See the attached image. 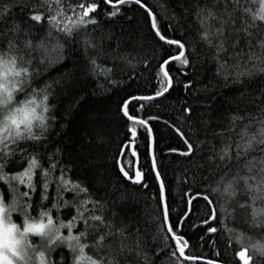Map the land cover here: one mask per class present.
Wrapping results in <instances>:
<instances>
[{"label":"snow or ice","instance_id":"snow-or-ice-1","mask_svg":"<svg viewBox=\"0 0 264 264\" xmlns=\"http://www.w3.org/2000/svg\"><path fill=\"white\" fill-rule=\"evenodd\" d=\"M103 2L115 7L114 11L106 10L105 15L116 17L121 12L116 6L124 0ZM135 3L146 9L159 54L142 61L145 69H150L151 86L125 90L120 95L117 114L123 124V133L117 149L119 155L114 159L122 176L135 185H143L145 192L150 184L147 177L152 175L157 188L150 198L159 215L152 217V225L143 232L137 228L129 233L123 221L116 226V213L107 201L97 198L78 175L73 177L75 166L62 162V147L47 148L54 130L49 121L58 122L56 116L49 114L53 105L48 103L51 95L48 89L53 81L34 86V78L42 70L46 71L48 65L63 60L71 44L84 50L85 76L94 75L101 57L109 55L105 51L106 43L109 51L119 48V44L111 47V32L106 38L103 30L99 35L95 34L96 28L89 30L90 25L99 24L95 10L100 0H79L78 3L23 0V19L12 15L21 0H0V264H121L119 256L133 251L137 264H159L157 257H162L169 249L167 260L174 264H230L219 247L222 240L225 247L234 249L238 264H258V255L264 260V154L259 158L249 155L257 144H264V107L260 110L257 131L250 132L245 124L234 133V122L243 117L233 114L230 128H214L211 133L206 130L199 144L186 129L173 122L175 118L163 114H137L138 110L144 112L145 102L162 98L177 83H182L188 95L206 86L183 78L189 69H194L198 59H204L205 54L196 51L197 43L166 34L153 9L144 0H135ZM196 16L201 26L199 40L214 49L212 56L217 61V72L227 76V68L233 67L222 59L227 54L239 58L235 65L236 79L257 69L264 73V32L261 31L264 29V0H224L222 8L198 4ZM45 22L47 29L40 35L36 29L44 28ZM245 46L248 49L246 60L242 51H234L243 50ZM119 58L132 63L125 53H120ZM115 59L113 57V62L107 65L108 75H115ZM33 64L43 68H34ZM133 79H139L136 71L127 77L128 84ZM108 83L124 84L127 89L122 79H112ZM101 87L106 85L101 84ZM28 88L32 89L31 93L26 92ZM22 90L26 98L17 100L16 93ZM115 90L114 87L112 91ZM36 93L42 94L38 97ZM261 95L264 97V92ZM194 107L186 100L179 119L187 120ZM153 120L177 134L182 145L165 147L158 155L160 137L151 123ZM209 123L210 120L205 121L206 126ZM141 136L145 141L144 162L150 161L147 170L140 159ZM217 137L226 141L222 147L214 143ZM100 140L103 142V137ZM205 142L210 145L207 156L203 155ZM198 148L201 149L199 154ZM172 153H179L188 162L185 174L177 176L183 181L184 206L175 214L169 185L161 171L163 155ZM233 160L237 162L235 167L231 166ZM219 162H223L220 175L214 182L204 184L205 165L215 164L218 169ZM208 172L216 174L212 167H208ZM49 200L48 207H43ZM197 200L203 201V215L197 216L191 227L204 229L197 240L206 241L215 248L214 256L194 253L191 238L184 230ZM237 213L250 229L256 230V236L233 229L226 223L227 216L235 218ZM17 215L19 220L15 218ZM150 236L157 242L162 237L163 247L153 248ZM114 237L117 238L115 245ZM237 244L240 246L236 247ZM61 248L66 249L67 254L61 252L57 257L55 253Z\"/></svg>","mask_w":264,"mask_h":264},{"label":"trees","instance_id":"trees-1","mask_svg":"<svg viewBox=\"0 0 264 264\" xmlns=\"http://www.w3.org/2000/svg\"><path fill=\"white\" fill-rule=\"evenodd\" d=\"M68 3H78L79 0H67ZM145 3L153 9L157 14L158 22L161 29L168 35H173L176 38H181L188 42H196V51L204 55L203 60H197L194 69H189L188 73L184 74V79H194L197 84L205 85L206 88L200 92H194L191 95L185 93L182 83H177L165 96L157 98L154 102H145L146 108L143 113L145 116L166 115L169 118H175L173 122L178 123L187 130V134L197 144L204 139V133H211L214 128L228 129L232 126L231 116L233 114L243 119L235 121L234 133H238L240 128L248 124L249 131H257L259 121L261 119L260 110L264 107V97L261 93L264 92V73L258 69L250 71V73L242 74L239 79H236L234 73L237 68L235 65L239 58H233L224 54L222 59H225L231 68H227L228 75L225 76L222 72H217V61L212 56L213 48L205 45L199 40L198 29L201 27L196 16L197 5L207 4L208 6L222 8L224 0H144ZM23 0L21 5L13 10L12 15L17 19H23L25 13L22 10ZM116 7L121 8V12L116 17H107L106 10L114 11V6L106 5L103 0H100L99 8L95 10V14L99 17L98 25H90L89 30L96 28V35L103 30L105 37L111 32V47L119 48L116 51H109V45L106 43L105 51L109 52L106 57H101L98 66L95 69V74L85 76L87 71L85 67V54L80 46L71 44L65 55V58L56 64L48 65L45 70L34 78V86L40 87L47 81H53L49 87L51 93L48 103L53 105L49 110V114L58 118L57 121H49L54 129L51 132L47 142V148L53 149L57 145L62 147L63 160L62 162L72 163L75 166L73 177L77 175L82 180L86 181L93 189L97 198L107 201L109 207L116 213V226L120 222L128 225V232L133 233L137 228L143 232L146 228L152 225V217L159 215L156 210V204L151 200L150 196L157 186L153 181L151 174L147 177L150 184L147 192L143 190V185H135L122 176L115 163V157L119 155L117 149L121 144V135L123 133V124L120 120L117 111V102L123 91H131L133 88H147L151 86L149 79V71L142 65L143 59L150 58L154 54H159V46L150 31V18L147 17L146 9L142 5L135 3V0H124L121 5ZM258 7V5H257ZM213 24L215 21L213 20ZM47 29V23L42 29L36 31L43 35ZM264 32V29H261ZM39 39V36L36 37ZM230 51H232L230 49ZM236 52H241L244 59H247V46L241 49H235ZM120 53L127 54L128 63L126 60L119 58ZM35 55V54H34ZM115 59V75L107 74V65ZM38 59V56H37ZM242 63V61H240ZM249 63H255L250 61ZM42 67L38 64L32 65ZM132 71H136L139 79H133L128 84L127 77ZM112 79L124 80L127 84L125 89L124 84L113 86L108 81ZM101 84L106 87H101ZM115 87V91L112 89ZM27 93H31L32 89H26ZM42 93H36L39 97ZM26 98L25 91L16 93V99L21 100ZM188 104L194 105L191 116L187 120H180L182 115V106L185 101ZM97 117L93 120L90 115ZM210 120L206 126L205 121ZM252 121V123H249ZM154 125L157 135L160 137V146L157 149L158 155L163 153L165 147H179L182 145V140L174 132L168 131L164 124L159 121H151ZM100 137H103L101 142ZM233 139L235 135L233 134ZM223 138L217 137L214 143L217 147H222ZM141 149V161L145 170L149 168L150 161L144 162L143 149L145 141L143 136L139 140ZM23 146V145H22ZM234 148V145H233ZM210 145L205 142L203 144V155H209ZM198 154L201 149H197ZM264 154V144H257L249 155L259 158ZM164 163L161 166V171L165 174V180L170 189V203L173 213L178 212L183 206V181L178 180L177 176L185 174L184 169L188 167V162L185 161L179 153L164 154L162 157ZM134 163V161H133ZM220 163V168H216L215 164L205 165L203 170V183L208 184L216 180L223 170V162ZM236 161L233 160L232 167H235ZM208 167H212L216 174L211 175L208 172ZM37 195V199H38ZM51 203L49 200L43 205L48 207ZM203 201H196V209L192 213V217L184 226V230L188 233L192 241V251L197 254L215 255L216 249L209 243L198 242L197 238L204 233L203 228L191 227L197 216L203 215ZM16 219H20L17 215ZM158 223V222H157ZM226 223L233 229L242 231L251 236H256V230L250 229L244 218L237 213L235 218L231 215L226 217ZM224 235H227L225 232ZM116 237L113 238L115 245ZM210 240L211 237L209 236ZM153 248L157 246L163 247L162 237L159 242L152 241L149 237ZM235 243V241H234ZM240 245L237 244L236 247ZM219 247L222 255L227 257L230 264H238V257H234V249L225 247L224 241H220ZM61 252L67 254L64 248L59 249L55 255L58 257ZM170 249L164 252L162 257L158 256L159 264H174L169 262L167 257ZM121 264H137L135 252H125L119 256ZM258 264H264L259 255L257 256Z\"/></svg>","mask_w":264,"mask_h":264},{"label":"water","instance_id":"water-1","mask_svg":"<svg viewBox=\"0 0 264 264\" xmlns=\"http://www.w3.org/2000/svg\"><path fill=\"white\" fill-rule=\"evenodd\" d=\"M134 163H135V161H134ZM131 182V181H130ZM133 183V182H132Z\"/></svg>","mask_w":264,"mask_h":264}]
</instances>
